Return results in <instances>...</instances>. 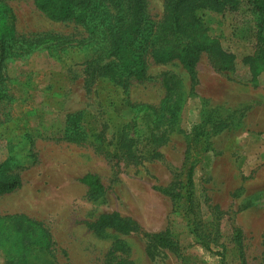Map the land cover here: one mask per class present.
I'll return each mask as SVG.
<instances>
[{"label": "rangeland", "instance_id": "obj_1", "mask_svg": "<svg viewBox=\"0 0 264 264\" xmlns=\"http://www.w3.org/2000/svg\"><path fill=\"white\" fill-rule=\"evenodd\" d=\"M164 1H146L152 19L162 17ZM239 1L234 12L199 13L234 56L231 69L215 71L204 54L193 73L178 61L148 59L146 78L126 81L124 90L89 81L87 63L104 60L83 26L50 19L33 0H0L14 15H0L8 95L0 100V164L21 179L0 195V227L13 215L37 222L44 242L7 233L22 241L28 264H264V64L252 77L244 60L263 48L264 32L247 0ZM48 33L70 44L54 53L45 49L50 43L29 54L19 43L12 48L13 37ZM166 76L178 84L172 97ZM123 129L136 138L135 159L119 151ZM86 174L97 177L100 194L80 182ZM110 215L130 227L93 226ZM156 233L179 249L159 247L149 236Z\"/></svg>", "mask_w": 264, "mask_h": 264}, {"label": "trees", "instance_id": "obj_2", "mask_svg": "<svg viewBox=\"0 0 264 264\" xmlns=\"http://www.w3.org/2000/svg\"><path fill=\"white\" fill-rule=\"evenodd\" d=\"M147 0H33L37 11L46 14L57 22H73L84 27L86 33L96 40L99 56L103 63L93 64L88 62L86 67L89 81L94 82L100 78L108 79L116 84H122L126 90L128 80L141 81L146 78L147 62L150 59L155 64H164L178 61L189 73L194 68L202 54L205 55L210 66L217 72H223L233 67L234 56L225 51L216 36L209 33L208 27L199 14L202 11L214 13L234 12L238 9L239 0H165L163 15L159 20L152 19L146 10ZM250 10L257 14L256 22L264 32V0H247ZM14 19L7 5H0V15ZM256 23V24H257ZM30 36V35H28ZM13 44L19 43L22 53H30L37 48L47 45L45 49L54 53L57 46L70 44L61 35L44 34L37 37H18ZM84 41V40H83ZM3 42L0 37V45ZM65 46V45H64ZM63 46V47H64ZM263 48L258 47L252 56L244 60L248 64L251 76L258 74V68L264 64ZM166 94L172 97L178 93V84L173 82L172 76L162 80ZM3 65L0 60V100L7 98ZM76 114L67 115L68 121L75 118ZM132 127L127 123L124 129ZM121 133L119 151L128 158L135 159L138 151L136 138L128 133ZM156 142V139H153ZM194 166L187 172L185 197L190 209H193L192 175ZM80 182L88 188L92 196L102 192V185L96 176L86 174ZM21 184L17 175L6 173L0 164V195L10 193ZM161 192L174 196L167 189ZM7 226L4 230L0 227V247L5 255L4 264H28L24 257V248L21 246L29 236L38 235L44 242L46 235L36 227L37 222L23 215L7 216ZM127 220L117 215L100 218L94 227H112L125 231L130 227ZM14 231L21 235L9 236L7 233ZM150 239L159 247L170 251H177L178 244L166 233L149 235ZM120 264H132L130 261H121ZM223 264V262H222Z\"/></svg>", "mask_w": 264, "mask_h": 264}]
</instances>
